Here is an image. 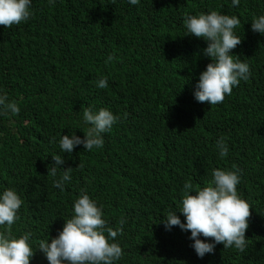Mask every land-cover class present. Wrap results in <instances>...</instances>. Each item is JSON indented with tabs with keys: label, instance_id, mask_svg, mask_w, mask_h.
<instances>
[{
	"label": "trees",
	"instance_id": "1",
	"mask_svg": "<svg viewBox=\"0 0 264 264\" xmlns=\"http://www.w3.org/2000/svg\"><path fill=\"white\" fill-rule=\"evenodd\" d=\"M30 10L28 21L0 25V95L20 108L0 111V195L13 189L23 200L13 235L31 233L30 264L48 261L39 242L59 235L82 194L102 207L109 226L125 221L113 241L123 247L115 264H264V34L251 27L264 0H31ZM211 11L240 19L234 32L242 42L232 54L251 69L217 105L195 99L212 58L203 52L208 41L184 25L185 14ZM85 108L119 120L101 134L102 147L63 152V135L84 138L92 127ZM53 155L64 159L56 177L48 174ZM68 167L61 191L54 181ZM216 168L241 178L238 194L252 207L247 248L220 243L201 258L186 243L191 232L168 230L164 220L177 212L186 222L184 184L202 189Z\"/></svg>",
	"mask_w": 264,
	"mask_h": 264
},
{
	"label": "clouds",
	"instance_id": "2",
	"mask_svg": "<svg viewBox=\"0 0 264 264\" xmlns=\"http://www.w3.org/2000/svg\"><path fill=\"white\" fill-rule=\"evenodd\" d=\"M114 3L115 0H112ZM132 5H138L140 0H129ZM240 0H232L233 6H238ZM31 0H0V25L9 28L28 21L32 12ZM241 21L237 16L220 14L216 11L199 15L185 14L184 25L188 34L202 37L208 41L203 49L204 55L211 57L209 63L196 84L194 96L200 103L217 105L222 103L233 88L240 82L248 81L251 76L250 65L235 59L232 50L242 38L235 34L234 29ZM252 31L264 34V15L254 17ZM113 60L110 55L108 61ZM107 78L98 80L99 88L107 87ZM0 111L19 114L20 108L15 101L8 102L6 95H0ZM119 117L110 110L101 108L93 112L84 109V121L92 125L86 136L63 135L60 148L71 153L77 145H83L86 151L103 146L102 133L108 132ZM54 139V138H53ZM220 157L228 155L225 138L217 141ZM55 164L49 168L48 174L56 177L58 168L64 164L63 157L53 155ZM78 167H82L79 165ZM59 179L54 181V187L64 190L65 182L71 180L72 168H63ZM212 181L202 189L194 188L191 181L184 184L183 199L180 212L186 218L183 222L177 212H169L164 224L170 230L179 226L184 231H190L191 237L186 243L192 246L199 257L214 253L216 244L222 243L224 248L235 247L240 252L247 248L246 231L249 228L252 215L250 204L238 194L237 185L240 176L237 171L216 168L212 172ZM195 190L196 194H191ZM74 215L60 231L59 235L39 242V249L45 254V264H115L123 255L121 243L113 242L118 234H122L125 223L119 221L121 227L109 226L103 218L102 207L89 195L82 194L75 198ZM23 200L13 189H7L0 195V264H30L35 251L30 243L31 233H25L19 238L13 235V225L19 219L18 210ZM162 226L164 224L161 222ZM107 233V235L105 234ZM203 236L206 239H201ZM212 240L213 242H206ZM34 264V263H33Z\"/></svg>",
	"mask_w": 264,
	"mask_h": 264
}]
</instances>
